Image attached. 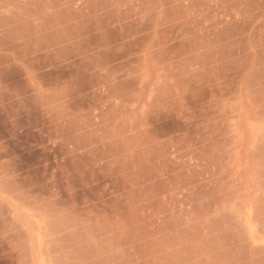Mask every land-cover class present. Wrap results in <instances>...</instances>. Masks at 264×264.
Here are the masks:
<instances>
[{
	"label": "rangeland",
	"instance_id": "374dc122",
	"mask_svg": "<svg viewBox=\"0 0 264 264\" xmlns=\"http://www.w3.org/2000/svg\"><path fill=\"white\" fill-rule=\"evenodd\" d=\"M0 264H264V0H0Z\"/></svg>",
	"mask_w": 264,
	"mask_h": 264
}]
</instances>
